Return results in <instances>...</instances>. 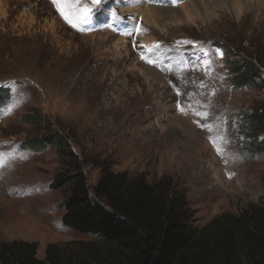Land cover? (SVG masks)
<instances>
[{"label": "rangeland", "instance_id": "obj_1", "mask_svg": "<svg viewBox=\"0 0 264 264\" xmlns=\"http://www.w3.org/2000/svg\"><path fill=\"white\" fill-rule=\"evenodd\" d=\"M84 6L93 11L74 28L52 0H0V242L37 244L40 260L52 244L76 252L75 242L100 243L63 225L70 186L50 188L76 170L90 188L104 169L150 184L170 179L196 230L252 206L264 216V151L245 122L264 109V90L236 89L230 75L236 57L264 70V0ZM144 7L160 11L157 24L137 13ZM34 112L70 155L26 147L48 135L25 122Z\"/></svg>", "mask_w": 264, "mask_h": 264}, {"label": "trees", "instance_id": "obj_2", "mask_svg": "<svg viewBox=\"0 0 264 264\" xmlns=\"http://www.w3.org/2000/svg\"><path fill=\"white\" fill-rule=\"evenodd\" d=\"M224 54L232 52L221 46ZM233 87L264 90V70L252 58L232 61ZM25 122L48 131L26 147L43 151L59 147L70 155L66 138L39 112ZM255 135L253 145L264 151V109L245 116ZM70 186L62 208V223L79 233L96 237V242H75L76 252L58 245L47 247L46 259L37 258V244L24 241L0 242V264H264V216L256 207L239 217L224 214L207 227H192V211L185 194L170 179L150 184L143 176L127 172H104L90 188L81 170L62 174L50 188Z\"/></svg>", "mask_w": 264, "mask_h": 264}, {"label": "snow or ice", "instance_id": "obj_3", "mask_svg": "<svg viewBox=\"0 0 264 264\" xmlns=\"http://www.w3.org/2000/svg\"><path fill=\"white\" fill-rule=\"evenodd\" d=\"M92 2L95 5H99L102 3V0H92ZM52 3L57 7L61 17H63V19L74 28L78 26L79 21H87L93 11V9L88 8L87 6H84L83 8L79 7L80 0H72L71 3H69L68 0H52ZM113 17L115 18V13H113ZM148 62L152 63L151 60ZM213 145L216 146L215 141H213ZM217 151L219 153L220 149L217 148Z\"/></svg>", "mask_w": 264, "mask_h": 264}, {"label": "bare ground", "instance_id": "obj_4", "mask_svg": "<svg viewBox=\"0 0 264 264\" xmlns=\"http://www.w3.org/2000/svg\"><path fill=\"white\" fill-rule=\"evenodd\" d=\"M137 13H139L140 16H142V18L149 24H157V21H158V17H160V11L157 9H152V8H138L137 10ZM188 12L189 11H186L185 10V16L187 19H190L189 15H188ZM6 172V171H5ZM8 176V175H7ZM6 176V177H7ZM9 178V177H8ZM7 179V178H6ZM4 180V179H3ZM8 180V179H7ZM5 181V180H4ZM6 182V181H5ZM2 183V181H1ZM4 185V183H2ZM1 184V185H2ZM8 185V184H7ZM10 185V184H9ZM11 189V188H10ZM6 191V190H5ZM20 227V226H19ZM18 228V226H17Z\"/></svg>", "mask_w": 264, "mask_h": 264}]
</instances>
